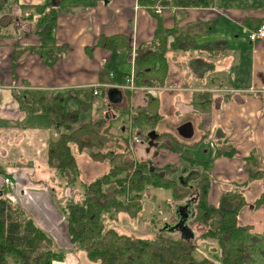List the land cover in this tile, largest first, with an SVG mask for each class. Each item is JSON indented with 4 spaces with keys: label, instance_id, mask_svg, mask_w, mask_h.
I'll return each instance as SVG.
<instances>
[{
    "label": "trees",
    "instance_id": "trees-1",
    "mask_svg": "<svg viewBox=\"0 0 264 264\" xmlns=\"http://www.w3.org/2000/svg\"><path fill=\"white\" fill-rule=\"evenodd\" d=\"M213 2L137 0L139 6L156 18V28L151 42L140 44L134 51L135 85L158 90L170 84L171 58L168 52L176 48L174 39L178 35L175 36V29L163 26L162 17L154 12V6L207 8ZM15 6L20 10V20L31 24L39 45H14L12 60L15 62L28 51L38 54L46 66H53L67 48L57 45L55 38L57 16L67 9L47 2L25 5L19 4L18 0H0V11L4 9L6 14H10ZM191 39L194 41L195 36ZM95 47L131 51L128 38L123 34L100 35L96 43L86 50L91 51ZM198 60L194 58L190 61L189 66L195 71H198ZM132 92L124 90L127 104L118 114L110 109L96 118L90 117L91 101L84 103L78 100L75 110H66L63 96L59 94L29 88L15 95L20 109L28 117L42 116L57 133L48 143L46 164L59 175L57 185L69 189L72 194L70 199L65 195L56 196L55 187H51L56 201H59L58 211L64 216L73 252L84 250L88 260L99 264H255L257 250L254 243L257 238L251 233L252 225L242 223L240 217L245 206L264 211V189L253 200L246 201L240 193L241 188L234 185L235 192L232 188L225 189L218 206L209 203L211 168L205 161L194 159L191 152L201 143L212 142L216 147V157L232 158L236 153L235 145L220 128L212 134L204 132L198 140L159 133L157 125L163 117L160 98L145 91L146 104L131 106ZM212 102L211 93H191L190 104L199 114L209 112ZM117 123L119 126H116ZM112 129H116L118 134ZM153 135L155 139H152ZM131 143L134 152L143 143L147 148L154 145L155 154L160 149L176 153L181 166L167 163L157 167L153 157L137 159L133 157L134 152L132 155ZM81 154L92 162L106 163L108 169L93 180L82 181L78 185L80 169L77 155ZM195 166L201 167L202 171L199 176L198 170L194 172L197 174L194 185L186 184L189 178H184L181 172L184 167L192 168L193 172ZM244 170L250 180L264 184V161L258 150H251L246 157ZM4 174V168L0 167V175ZM151 189L169 190L173 204L195 197V216L189 221V226L194 233V226H198L199 235L195 233L193 239L185 240L178 233L158 230L154 237H142L105 228L104 221L118 214L141 219L145 213L144 199ZM5 191L0 190V264H53L54 261H64L65 249L59 248L53 235L20 204L7 197ZM171 215L174 219L173 213ZM198 239L202 242L213 240V249H217L218 253L213 258H197Z\"/></svg>",
    "mask_w": 264,
    "mask_h": 264
},
{
    "label": "crops",
    "instance_id": "crops-1",
    "mask_svg": "<svg viewBox=\"0 0 264 264\" xmlns=\"http://www.w3.org/2000/svg\"><path fill=\"white\" fill-rule=\"evenodd\" d=\"M45 2L67 9L58 14L55 31L56 44L67 48L50 67L38 54L28 51L15 62L12 60L14 45H39V39L32 32L31 24L20 20V10L16 6L17 13L13 12L14 8L10 14L0 12V143H19L29 134L27 126L33 117L20 109L15 98L18 92L33 88L59 94L63 96L65 109L75 110L78 100L90 102L84 98L86 92L98 96L106 88L115 87L120 92L129 90L123 86L133 70L134 51L140 44L150 43L154 36L156 19L146 8L139 6L137 0H18L19 4L25 5ZM161 17L163 26L175 29L178 38L174 39L176 48L168 52L170 84L150 92L160 98L161 112L169 97L178 124L190 123L192 135L197 133L192 140L220 128L235 145L236 153L232 158L216 157L212 142L201 143L191 151L194 159L205 161L211 168L209 203L218 206L225 189L234 185L241 188L240 193L246 201H251L264 189L261 181L250 180L244 170L245 159L251 150H258L264 160V40L252 43L247 39L246 31L264 19V0H214L207 8L166 7ZM118 34L127 36L130 52L101 47L86 50L100 35ZM194 58L199 59L198 71L189 66ZM94 87L97 95L92 93ZM194 91L212 94L209 112L199 114L194 110L190 104ZM131 95V106L146 104V92L137 91ZM131 146L133 149L132 143ZM0 151L2 155L8 154L7 150ZM134 153L141 160L153 157L157 167L167 163L181 166L179 155L166 149H160L159 154L153 156L154 148L141 143ZM0 167L5 171L0 175V190L8 188L5 195L29 210L32 218L51 232L57 246L65 249L64 261L53 264H78L66 227L63 232L56 228L65 220L52 205L56 190L53 193L51 189L49 179L53 174L47 167L46 154L44 165L39 168L31 159L19 164L16 158ZM194 168L198 170V166ZM39 170L49 173L50 177L41 178ZM20 174L26 178L25 188L18 186L24 180ZM4 177L11 179L12 186H4ZM194 183L186 180V184ZM231 190L235 192L236 189ZM253 210L251 206H245L240 221L252 225V233L257 238L255 264L258 260L261 264L264 261V230L254 231L256 222L249 216Z\"/></svg>",
    "mask_w": 264,
    "mask_h": 264
},
{
    "label": "rangeland",
    "instance_id": "rangeland-1",
    "mask_svg": "<svg viewBox=\"0 0 264 264\" xmlns=\"http://www.w3.org/2000/svg\"><path fill=\"white\" fill-rule=\"evenodd\" d=\"M15 8L13 10L14 13L16 12ZM0 12H5V10L3 9ZM2 32L5 33L6 31H2ZM130 75L131 73L127 76V79H129ZM110 91L111 89H107V88L102 89L100 91V95L98 96H91L89 93L87 92L85 93V96H84L85 100L91 101L90 117L92 118L99 117L101 114L109 112L110 109L117 112L118 114L120 112V109L126 106L125 105L126 94L124 92H120L118 99L116 101H113L109 97ZM126 104H127V101H126ZM66 106H69L68 103ZM174 111L175 110H173L170 104V101H169V97H168L167 104L164 105L162 108V113L164 115V118L162 121L158 123L157 130L169 132V134H171L172 136L182 139L184 138V136L179 131L180 125L178 124L179 122L176 120L174 116L176 113V112L174 113ZM29 121H30V124H28L27 126V130L29 131V134H26V138H24L19 143H17V141L10 142V143L9 141L0 143V146H1L0 149L7 150L8 152L7 155H2L0 151V164L4 165L9 162L12 163L14 162V159L16 158L19 164H23L27 160L31 159L35 162L37 168L42 167L44 165L45 154H46L48 143L50 140L54 139L57 136V133L55 129L48 124L45 118L33 117ZM117 125L119 126V123H117ZM31 131H34V132L30 134ZM115 134L117 135L118 131H116ZM196 134L197 133L195 134L193 133V135L190 138L193 139L196 136ZM198 135H199V132H198ZM167 139L168 138L164 140H167ZM133 152L134 150L132 149V155H133ZM133 157L137 158L135 156V153ZM77 162H78L79 169H80L78 185L82 181L88 182V181L93 180L94 178L106 172L108 169V165L106 163L92 162L84 154L77 155ZM196 170L197 169L194 168L192 172V168L189 169L188 167H184L181 174L183 175L184 178H189L191 182H194L197 178V174L194 173V172H197ZM25 171L26 170H22V172H25ZM201 171H202V168L198 167V176L200 175ZM51 172L53 174V177H51L49 181H50V184H52L51 186L55 187L56 194L58 196L65 195L70 199L72 195L70 190L65 189L64 187L58 186L57 182H60L59 175L53 170H51ZM48 175L50 177L49 173ZM48 175L44 173L43 171L39 170V176L41 178H44V176L48 177ZM21 176L24 178V180H22V183H18V186L20 188H25L26 185H24V182H26V178L24 175H21ZM233 187L234 186H232V189ZM144 204H145V213L142 215L141 219L127 218L126 215L124 214H118L117 216L115 215V218H112V219L107 218L104 221L105 228L114 229L118 232L130 234L132 236L135 235V236H142V237H154L156 233L158 232V230L160 229L163 223V220H167V221L173 220L171 214L173 213L174 204L172 202L171 192L165 189H151L150 193L144 199ZM52 205L58 211L57 208H59V201H56L55 194H54ZM27 211L29 215L34 217L33 214L29 210ZM250 212L251 214H249V216L253 220H255L254 222H256V224L254 225L255 227L254 231H260L262 229L264 230V211L260 210V208H257V210L254 209L253 211H250ZM58 213L60 212L58 211ZM56 228L57 230L59 229V232H63L62 230L65 229V223L61 222L59 225L56 226ZM194 228H195L194 230H195L196 236H198L199 235L198 226H194ZM48 232L51 234L50 231ZM252 232L253 231H251V233ZM197 243L199 247V249L196 251V254H195L197 258H202L203 256H209L213 258V255L218 253L217 249L215 250L213 249V240L202 242L200 241V239H198ZM74 254H75L74 256L78 259V264H99L98 262L88 260L85 256L84 250L77 249ZM257 264H260L259 260ZM261 264H264V261Z\"/></svg>",
    "mask_w": 264,
    "mask_h": 264
},
{
    "label": "water",
    "instance_id": "water-1",
    "mask_svg": "<svg viewBox=\"0 0 264 264\" xmlns=\"http://www.w3.org/2000/svg\"><path fill=\"white\" fill-rule=\"evenodd\" d=\"M119 91L112 88L109 97L111 100L116 101L119 96ZM179 131L183 134L184 138H190L192 136V128L190 123H185L180 126ZM156 136L153 135L154 139ZM196 198H188L182 202L174 204L173 207V221L167 222L164 221L159 229L160 232L165 231L169 233H178L179 236L185 240H190L195 237L193 228L189 226V221L192 220L195 216L194 204Z\"/></svg>",
    "mask_w": 264,
    "mask_h": 264
},
{
    "label": "built area",
    "instance_id": "built-area-1",
    "mask_svg": "<svg viewBox=\"0 0 264 264\" xmlns=\"http://www.w3.org/2000/svg\"><path fill=\"white\" fill-rule=\"evenodd\" d=\"M153 9H154L155 13L160 14V15L162 14L163 7L156 5V6H154ZM246 34H247V39L252 43H255V42L260 41V40H264V19L261 20L258 23V25L255 26L254 28H250L249 30H247ZM123 88H127L131 91H134V92H137V91L145 92V91L157 90L154 87L153 88L152 87H136V85H134V83H133V71L131 72L129 79L126 80ZM92 93L94 95L98 94L96 87L93 88ZM3 184H4V186L6 185V187L12 186V181L9 177H4L3 178ZM7 192H8V190H7Z\"/></svg>",
    "mask_w": 264,
    "mask_h": 264
},
{
    "label": "flooded vegetation",
    "instance_id": "flooded-vegetation-1",
    "mask_svg": "<svg viewBox=\"0 0 264 264\" xmlns=\"http://www.w3.org/2000/svg\"><path fill=\"white\" fill-rule=\"evenodd\" d=\"M150 148H154L155 149V146L152 145ZM158 153V152H157ZM157 153L155 154V151H154V156H157Z\"/></svg>",
    "mask_w": 264,
    "mask_h": 264
}]
</instances>
